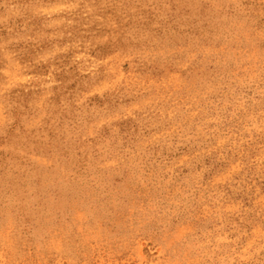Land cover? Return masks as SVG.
Segmentation results:
<instances>
[{
  "label": "rangeland",
  "instance_id": "obj_1",
  "mask_svg": "<svg viewBox=\"0 0 264 264\" xmlns=\"http://www.w3.org/2000/svg\"><path fill=\"white\" fill-rule=\"evenodd\" d=\"M0 264H264V0H0Z\"/></svg>",
  "mask_w": 264,
  "mask_h": 264
}]
</instances>
